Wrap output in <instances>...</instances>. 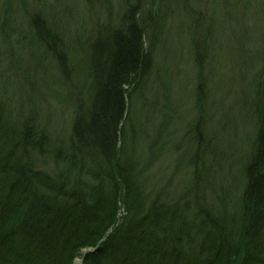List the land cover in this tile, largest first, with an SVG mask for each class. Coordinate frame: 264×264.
I'll list each match as a JSON object with an SVG mask.
<instances>
[{
  "label": "trees",
  "instance_id": "trees-1",
  "mask_svg": "<svg viewBox=\"0 0 264 264\" xmlns=\"http://www.w3.org/2000/svg\"><path fill=\"white\" fill-rule=\"evenodd\" d=\"M200 1L85 0L81 11L64 6L48 20L45 14L53 12L45 0H0V45L24 50L30 58L26 69L24 62V82L32 92L42 75L45 86L64 76L66 87L75 72L69 44L74 28L63 40L56 26L67 14L82 21L78 30H88L80 51L89 84L79 98L71 93L68 136L54 126L44 104H34L36 96L45 103L48 94L34 92L33 104L24 100L23 111L2 100V87L5 95L10 87L0 84V264L76 259L82 264H264V0H219L206 28L198 13L193 29L202 36L192 48L197 80L188 149H172L171 142L167 149L162 137L151 141L133 122L136 104L152 90L150 46L160 36L167 40L176 7L183 4L192 18ZM225 25L237 41L250 31L257 37L245 41L252 59L242 111L254 137L241 162L235 199L212 169L220 149L206 103L216 43L209 39ZM256 63L260 67L254 71ZM4 76L0 72V79ZM222 78L217 81L226 85ZM156 142L163 146L153 157ZM171 153H176L171 176L165 179L160 170L153 177V168ZM182 167L188 178L176 192L172 184ZM120 207L126 211L121 221Z\"/></svg>",
  "mask_w": 264,
  "mask_h": 264
},
{
  "label": "rangeland",
  "instance_id": "rangeland-1",
  "mask_svg": "<svg viewBox=\"0 0 264 264\" xmlns=\"http://www.w3.org/2000/svg\"><path fill=\"white\" fill-rule=\"evenodd\" d=\"M146 1L147 4H150V0ZM174 1H177L178 5L180 4L179 0ZM218 2L219 0H201L199 4H196L199 6H194L197 13L192 18H189L191 14L190 10L184 9L183 4L181 8L180 6H175L179 10L171 17L172 26L167 28L169 30L167 40L160 36L158 41L155 40L153 45L150 46L154 60V71L150 80L152 90L144 101L141 100L136 104L133 122L135 126L137 123L138 129L146 130L149 133L148 138L151 141H157L158 138L162 137V143L164 142L163 144L167 145V149H169L170 142V148L172 149L174 147H186L188 149L189 129L187 124L193 121L195 115V111L191 110V104L194 92L193 88L197 80V70L194 65V50L192 48L193 44L200 41L202 36V32L194 31L193 27L195 26V19L198 18V13L201 20H204L202 24L205 28L211 25L209 20L212 18L215 20L216 8L214 6ZM256 2L257 0H253L254 4ZM45 3L52 9L48 7L50 11L53 12L45 14V17L50 20L52 19L51 16L54 15V11L58 14L62 9L61 7L66 6L69 11L78 12L82 10L81 6L86 2L85 0H80V2L77 0H45ZM13 8L20 9L17 5L13 6ZM95 9L97 11L96 14L101 18L100 20H104L102 19L105 18L103 11L99 7H95ZM243 10L244 8L241 12ZM65 19L66 21H62L61 24L58 23L56 25L58 28L57 32L60 33V36L64 40L66 34L71 29V25L73 26L75 32L72 34L69 44L73 49V58L76 63L75 72L73 75H68L69 82H67V86H61V79L64 76L61 77L59 75L58 84L48 80L45 86L42 75L38 83L34 84V91L32 92L31 87H29L27 82H24V76L26 77L24 74V62L26 63V69L30 63V58L24 55V50L21 49H16L14 52L7 51V48L8 50L10 49L8 44L5 46L3 44L0 45V52L3 54L0 55V72L5 71V76L0 79V84L4 87H10L8 90L9 94L6 95L2 87V100L10 102L11 106L22 107L23 111L24 100L31 101L33 104L34 92L48 94L43 97L45 103L42 102V97L36 96L34 104L36 107H38V104L39 107H42L44 104L47 107L46 112L50 113V120L55 123L54 126L57 125V128H61L68 136L70 133L68 118L72 117L74 107L71 93L73 96L79 98L81 94L85 93L89 85L85 76V55L80 51V45L85 41L88 30H78L83 23L79 19L75 20L71 18L70 14H67ZM19 24L22 28L24 27L23 16L20 17ZM215 31L217 32V29ZM250 34L251 31L242 35V39H239L241 41L239 44V41L231 36L229 26L225 25L223 29L221 27L216 35L213 33L209 39L211 43L212 40H215L216 43L215 59L212 62V75L208 77L207 81L208 97L206 103L209 111L208 114L211 115V119H208V124L216 134L217 146L220 149L215 159L216 163L213 164L212 169L217 173V179L226 183L223 185L224 188L221 187L223 190L230 191V189H233L234 195H231L233 199L238 196L235 193L234 185H236L241 177L240 168L241 162L244 159L245 149L249 150L254 137V133H252L253 128L251 127L250 129L247 126L248 120L244 119L242 111V105L246 98L245 91L244 93L242 92L244 88L243 82L246 87L247 80H244V78L249 69L248 62H251L252 59L248 51L249 47L245 44V41L248 39L256 40L257 38ZM11 44L13 45V43ZM21 46L24 48V40ZM241 46L244 47V52H241ZM259 67L260 63L259 65L256 63L253 70L257 71ZM205 71L207 72V69ZM223 73H225V76L222 78L221 74ZM205 75L206 73L204 72ZM237 75L243 78V81L238 80ZM221 78L225 80L223 81L226 82V85H220V81H217ZM33 80L36 82L35 79ZM70 82L76 89L70 86ZM19 102L21 106L18 105ZM57 122H59V125L56 124ZM225 123H227V126H224L226 125ZM56 132L53 130L50 135L52 140L58 144ZM172 133H175L174 139L171 137ZM156 143L157 145L153 149V157L160 154L159 149L163 146L162 143ZM175 154L171 153L164 156L161 163L153 168V177H156L160 173V170H163L161 174L165 175V179L168 175L171 176L174 171ZM39 167L42 168V165L39 164ZM186 173L187 170L185 167H182L175 175L172 185H174V188H178L176 192H179L180 185L188 178ZM125 214V209L120 207L117 219L121 221ZM101 241L104 240L102 239ZM81 262V259H76L73 264H82Z\"/></svg>",
  "mask_w": 264,
  "mask_h": 264
}]
</instances>
